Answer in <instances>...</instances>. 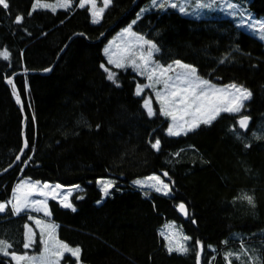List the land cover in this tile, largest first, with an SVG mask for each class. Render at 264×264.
<instances>
[{"label":"trees","instance_id":"trees-1","mask_svg":"<svg viewBox=\"0 0 264 264\" xmlns=\"http://www.w3.org/2000/svg\"><path fill=\"white\" fill-rule=\"evenodd\" d=\"M136 1L112 0L98 24L80 0L55 11H33L36 0L0 5V53H7L0 55V172L23 146V115L7 85L22 71L13 82L27 119V148L0 176V202L20 179L82 186L72 196L74 209L49 205L59 238L80 249L84 264H227L225 254L239 251L232 264H251L248 253L264 264V42L229 18L197 19L171 7L137 18L152 0ZM244 1L255 19L264 18V0ZM130 24L157 46L160 63L181 61L212 83L248 89L241 115L222 113L209 125L167 135L168 122L149 116L136 94L143 78L107 64L103 54L108 39ZM243 116L251 118L247 130L238 123ZM153 174L171 195L131 185ZM99 178L115 179L105 198ZM245 194L254 206L240 199ZM26 216L0 214V238L14 251H24ZM168 221L189 236L186 253L167 250L159 230ZM66 262L77 261L66 256ZM0 264L14 263L0 254Z\"/></svg>","mask_w":264,"mask_h":264},{"label":"rangeland","instance_id":"rangeland-1","mask_svg":"<svg viewBox=\"0 0 264 264\" xmlns=\"http://www.w3.org/2000/svg\"><path fill=\"white\" fill-rule=\"evenodd\" d=\"M111 1L112 0H110V3H108L107 7H105L104 6V0H101L102 5H99L98 2L95 0V9H93L92 3H86L85 4L84 7H87L90 14H91L92 23H93L94 19H96L98 21V22L93 23V24H98L101 21L102 16H103L105 10L111 4ZM168 2L169 3L175 2L178 5H180V7L183 8V12L180 10V7H177L174 9H176L180 14L187 16V17H192V18H197V19H200V18H205V19H207V18H229V19L233 20L234 23L241 30H243L244 32L248 33L249 35L259 39L260 41L264 42V18H261L260 20L255 19L254 15L249 10V8H248V6L244 0H168ZM160 3H161V0H157V4L153 5V3L151 1V3L149 5L141 8V10L138 13L137 18H139L140 16H142L144 13H146L148 11H151L154 9H161V8L165 9V8L169 7V6L160 7L159 6ZM42 4H45V3H42ZM199 4H207L208 6L198 7L197 5H199ZM49 5L55 6V9L59 8L58 2L49 4ZM78 6L80 7V2H79ZM101 8H103V12L94 16L93 11L99 10ZM132 24H133V22H132ZM132 24L125 26V27H121L120 29H118L108 39V41L104 45L103 54L105 56L107 64H109L108 61H109L110 57L113 60H117V59H119V57L121 55H124L125 54L124 50L126 48H131V50L136 53L137 57L141 53L145 52L147 46L145 45L143 47H140L141 42L136 39V37H143V36L133 30ZM126 29H128L134 35L125 34ZM106 49H107V51H106ZM156 49H158L157 46H156ZM157 51H154L152 53V56H151L152 65L150 67H154L155 65H160L163 67H167L169 65L172 66V71H169L168 73L165 74V76L160 77L162 81L164 79H166L167 77H172L174 79L176 73H180V72L185 71L184 69L179 68L175 64V61L170 63V64H167V65L162 64L159 61H157L155 59V54L157 53ZM135 58L136 57H133V59H135ZM122 62L125 63L126 66L122 67L120 69H123V70L131 69L137 75H139L141 78H143L142 81L138 85H147V84L151 83L147 79L146 75H140L139 74V72L142 69L138 70V69H134L132 67L130 60L122 61ZM137 63H141V62L139 60H137ZM180 63L190 65V64H187V63H184L181 61H180ZM109 65L114 66L113 64H109ZM190 66H192V65H190ZM192 67H194V66H192ZM194 68L196 69V67H194ZM196 73H197V69H196ZM197 76L201 79H204V78L200 77L198 75V73H197ZM204 80H206V79H204ZM210 83L212 85H215L217 88H223L224 87V85H217V84L212 83V82H210ZM244 89H246V88H244ZM157 90L163 91V83L156 84L154 87L143 88L141 94L138 96L144 98V103H145V101L150 102L153 113H154L151 116H162L168 122V126L166 128V134L169 135L168 134L169 126L173 125L174 122H173L171 116H165L162 114L161 109L163 107L164 102H162L160 99H158ZM246 90L250 93V91L248 89H246ZM136 93H137V88H136ZM250 97H251V93H250V96L247 100H243V107H244L245 103L250 99ZM169 99H171V98H169ZM211 102L212 101L210 99L209 103H211ZM183 107H184V105L179 104V103L176 104L175 106H172L169 104V108L173 111V114H175L178 117V119L175 123L176 124H183L185 126V128H187L189 125L187 123H185V121L192 122L195 119L201 118L202 114H200V113H196L194 115L185 114L182 111ZM243 107L240 109L239 112L232 113V114L241 115L240 113H242ZM146 110H147V108H146ZM147 112H148V110H147ZM222 113H229V112H221L219 115H221ZM180 116H183L184 118L181 120V119H179ZM204 118H206V115L204 116ZM214 120H212L211 123ZM209 124L210 123H208V124L200 123L199 126L209 125ZM198 127H195L192 130H195ZM188 132H190V131L181 132L180 135L186 134ZM169 136H179V135H169ZM153 176L159 177L165 184L168 185L167 189L161 188V190L157 191V192L164 194V195H171L170 185L161 176H159L157 174H153V175L146 176L143 178L135 179V180L131 181V185L135 188H138L139 190H154V191H156V187H160V185H157L155 181L148 179L149 177H153ZM100 181L110 182L111 187H112L114 182H115V179L114 178H99L97 180V184L102 191L103 198H105L110 193L111 187L108 189V194L105 195L104 191H103V187H104L103 184L98 183ZM136 181H141L145 186L138 185L137 183H135ZM18 184L24 185L22 190L18 193V195L21 197V200H23V198L25 196H27L29 203H31L32 201L39 200V201H44V205L36 204V205H34V207H30V208L26 209L24 212L19 214V215L26 214L28 221L30 220L28 218L29 215L34 218V219L30 220V223L27 224L32 229V232H33V241L34 242L32 243L31 247L28 249L24 248V251H14L11 247H9L6 249L7 252L8 253H15L16 255H26L28 257L38 258L37 264H57V262H58V264H63V261H64L66 256H70L77 261L76 257L72 256L70 253H67V252H64L63 257H58L57 255L54 254L57 251L63 252L62 248H59L58 246L54 245V241L59 240L62 243H65V242L59 238L55 229L51 233L52 239H49L48 228L45 226L46 225H49V226L54 225L50 219L52 212L50 209L49 201L50 200L57 201L62 207H64L63 205L65 202H68L71 204V207H64V208L74 209V205L72 203V196L74 193L82 191V189H83L82 186H80V185L64 186V185H61L58 183H52V182H48V181L20 179L13 184V187H16ZM31 184L37 185L35 190H31L28 187ZM44 185H48L49 187L46 188V187H44ZM56 185H60V187L56 188L55 187ZM149 185H155V187H152ZM13 187H12V190H13ZM11 194H12V191H11ZM10 199H12L11 195H10L9 200ZM7 207H6L7 208L6 211L9 209L11 211L13 217L19 216V215L13 214V209L10 205H8ZM45 211L50 213V215H45ZM5 212H3V213H5ZM36 220H39L40 224H37L35 222ZM167 225H173L174 226L173 229L171 230V241H172L171 246L175 247L177 243H182L187 249H189V239L183 240L184 236H187L188 238H189V236L184 232L181 225L175 221H168L159 230L160 235L165 240V245H166L167 250H168V247L170 246L169 240L165 239V236H169V234H170L169 231L165 230ZM42 228H44L43 232L41 231ZM26 232H27V229L25 228L24 243L26 242L25 241ZM45 240H47V242H48V251L47 252H45V245L43 243V241H45ZM0 241H5L7 244L10 243L6 239V237L0 238ZM65 244H67V243H65ZM70 247L75 248L72 246H70ZM244 251H246V248ZM172 252H176V253H180V254L186 253V252H178V251H172ZM0 254L4 255V245L3 244H0ZM233 254H241V256H242L243 252H240V251L239 252H233ZM5 256L9 257L13 261L14 264H33V262L29 259L17 261V260H14L11 255H5ZM233 256H235V255H233ZM248 256L252 257L251 253H248ZM66 264H69V263L66 262ZM76 264H84L80 260V255H79V261H77Z\"/></svg>","mask_w":264,"mask_h":264},{"label":"snow or ice","instance_id":"snow-or-ice-1","mask_svg":"<svg viewBox=\"0 0 264 264\" xmlns=\"http://www.w3.org/2000/svg\"><path fill=\"white\" fill-rule=\"evenodd\" d=\"M86 3H92L93 9H95V0H80V7H84ZM108 3H110V0H104V6L107 7ZM153 5L157 4V0H152ZM0 5H2L5 9L8 8L7 0H0ZM71 5V0H58V6L63 8H68ZM160 7L169 6L172 8L180 7L175 2L169 3L168 0H161V3L159 4ZM198 7H204L208 6L207 4H199ZM37 7H43V8H49L53 11H55V6L49 5V4H42L40 3V0H36V4L33 7V11L36 10ZM180 10L183 12V8L180 7ZM103 12V8L99 10H94L93 15L96 16ZM17 23L22 22V17L16 18ZM98 22L96 19L93 20V23ZM125 34L128 35H134L131 33L128 29L125 30ZM137 40L141 42L140 47L147 46L144 53H141L138 57L136 56V53L131 50V48H126L125 54L121 55L119 59L113 60L111 57L109 58L108 63L113 64L117 68L125 67L126 64L122 61H131L132 67L134 69H142L139 74L140 75H146L147 79L151 82L147 85H138L137 86V95H140L143 88L145 87H154L156 84L163 83V91L157 90V97L162 102H164L163 107L161 109L162 114L165 116H171L173 120V125L169 126L168 134L169 135H180L181 132L191 131L195 127H198L200 123H211L212 120L216 119V117L221 112H229V113H236L239 112L240 109L243 107V100H247L250 96V93L244 89L242 86H238L236 84H230L226 85L223 88H217L215 85H212L209 81L201 79L197 76L196 69L190 65L181 64L180 61H175V64L185 71L176 73L175 78L167 77L163 81L160 77L165 76L166 73L169 71H172V66L169 65L167 67H163L160 65H155L154 67H150L152 65L151 56L154 51H157L156 46L149 40H145L143 37H136ZM107 51V49H106ZM0 55H3L4 58H7V53H0ZM133 57H136L133 59ZM137 60H139L141 63H137ZM223 62V61H222ZM101 68L105 70V72L108 73V79L114 80V73L110 72L109 69L105 67V65H101ZM9 83H12L11 80L8 81ZM171 98V99H169ZM211 99V103H209V100ZM19 102V101H18ZM182 104L184 105L182 111L185 114H191L194 115L196 113H200L201 118L195 119L192 122L185 121L189 126L185 128L183 124H176L178 117L173 114V111L169 108V104L172 106H175L176 104ZM144 106L148 110L149 116L153 115V110L151 107V104L149 101H145ZM206 115V118L204 116ZM183 116H180L179 119H183ZM240 128H247L248 126V120L247 117L241 118L238 121ZM160 141L157 140L154 144H152V147L154 149H159ZM19 159V157H17ZM167 175V173H165ZM149 180H153L156 182L157 185H160V187H156V191H160L161 188L167 189L168 185L165 184L159 177L153 176L149 177ZM98 183L103 184V191L104 194H108V189L111 187L110 182L107 181H100ZM138 185L145 186L141 181H136ZM152 187H155V185H149ZM24 187L23 184H18L13 189V197L12 199L8 200L5 203H0V213L4 212L6 210V207L10 205L13 209V214L19 215L20 213L24 212L26 209L30 207H34L36 204L44 205V201H32L29 203L28 197L25 196L23 200H21V197L18 195V193L22 190ZM31 190H35L37 185L31 184L28 186ZM44 187H49L48 185H44ZM56 188H59L60 185H56ZM240 199L246 200L250 205L254 206V199L252 196L249 195H243L240 197ZM64 207H71V204L68 202H65ZM179 210L184 212L185 215H187V210L183 204H180ZM45 215H50L47 211H45ZM30 220L34 219L32 216L29 215L28 217ZM37 224H40L39 220L35 221ZM45 227L48 228V236L49 239H52V231H54L55 226L54 225H46ZM173 225H167L166 231H169V236H165V239L169 240L170 246L168 247V251L171 253L172 251H178V252H186L188 249L182 244L177 243L175 247L171 246V230L173 229ZM25 228L27 229L26 235H25V243L24 248L28 249L31 247L33 241V232L32 229L26 224ZM41 231H44V228L41 229ZM189 239L187 236L183 237V240ZM45 245V252L48 251V242L47 240L43 241ZM199 243V242H198ZM0 244L4 245V255H11L14 260L21 261L25 259H29L33 262V264H37L38 258L35 257H28L26 255H16L15 253H8L7 248L11 247V245L7 244L5 241H0ZM54 245L58 246L59 248L63 249V252L57 251L54 254L58 257H63L64 252L70 253L72 256L76 257L77 261H79V255H80V249L79 248H71L69 245L60 242L59 240L54 241ZM247 254V253H244ZM235 255L237 260L241 259V254H233V253H226L225 254V260L227 264H232L231 257ZM251 264H255V261L250 257ZM58 264V262H57ZM244 264V262H242Z\"/></svg>","mask_w":264,"mask_h":264},{"label":"water","instance_id":"water-1","mask_svg":"<svg viewBox=\"0 0 264 264\" xmlns=\"http://www.w3.org/2000/svg\"><path fill=\"white\" fill-rule=\"evenodd\" d=\"M138 1V0H137ZM136 1V2H137ZM135 2V3H136ZM53 67H50L44 71H40L39 73L40 74H43V75H47L51 72ZM25 72H19L17 73L16 75L12 76L11 78H9L7 80V85L8 87L10 88L11 92H12V95L14 97V99L16 100V103L18 105V107L20 108L21 112H22V115H23V121H22V126H23V146L20 150V152L18 153V155L16 156L15 160L13 161V163L11 165H9L6 169H4L3 171L0 172V176H2L3 174H5L7 171L11 170L12 168H14L19 160L21 159V157L23 156V154L25 153V150L27 148V141H26V136H25V130H26V124H27V119H26V115H25V112H24V108H23V102H22V99L18 93V91L16 90L15 88V85H14V82H13V78L17 75H22L24 74ZM28 73V72H27ZM11 80L12 83H9L8 81ZM19 101V102H18ZM244 117H247V120H248V126L247 128H241L242 130H247L249 125H250V122H251V118L249 116H243L241 118H244ZM240 118V119H241ZM17 157H19V159H17ZM182 214H184V212L180 211Z\"/></svg>","mask_w":264,"mask_h":264},{"label":"crops","instance_id":"crops-1","mask_svg":"<svg viewBox=\"0 0 264 264\" xmlns=\"http://www.w3.org/2000/svg\"><path fill=\"white\" fill-rule=\"evenodd\" d=\"M14 188H15V187H13V189H14ZM12 197H13V190H12L11 198H12ZM8 200H9V199H8ZM7 208H8V207H7ZM7 208H6V209H7Z\"/></svg>","mask_w":264,"mask_h":264},{"label":"bare ground","instance_id":"bare-ground-1","mask_svg":"<svg viewBox=\"0 0 264 264\" xmlns=\"http://www.w3.org/2000/svg\"><path fill=\"white\" fill-rule=\"evenodd\" d=\"M8 200H6V201H4V202H0V203H5V202H7ZM3 213V212H2Z\"/></svg>","mask_w":264,"mask_h":264}]
</instances>
